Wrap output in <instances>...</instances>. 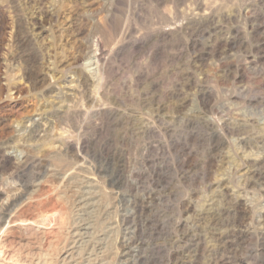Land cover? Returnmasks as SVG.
I'll list each match as a JSON object with an SVG mask.
<instances>
[{
  "label": "rangeland",
  "instance_id": "obj_1",
  "mask_svg": "<svg viewBox=\"0 0 264 264\" xmlns=\"http://www.w3.org/2000/svg\"><path fill=\"white\" fill-rule=\"evenodd\" d=\"M260 173L264 0H0L10 264H264Z\"/></svg>",
  "mask_w": 264,
  "mask_h": 264
},
{
  "label": "bare ground",
  "instance_id": "obj_2",
  "mask_svg": "<svg viewBox=\"0 0 264 264\" xmlns=\"http://www.w3.org/2000/svg\"><path fill=\"white\" fill-rule=\"evenodd\" d=\"M260 178L264 180L262 174L260 175ZM81 202H83V200L78 203ZM31 206V202L29 201L20 205L18 211L19 214H28L27 210H29ZM5 210L8 209L6 208ZM0 216V224L1 222H4L3 227L0 229V264H10L12 262H16L18 254H20L19 256L21 259L28 260V262L31 263L34 257V254L30 251L33 250L32 245L39 241V236L48 234L49 225L56 217L55 213L49 214L43 220L40 219V221L32 222H25V220L20 221L19 219H14L15 221L6 220L7 215L5 213H2ZM124 219H127V217H124ZM18 237L22 238V240H25V243L22 244L20 241L17 242L16 239ZM35 240L36 242L34 243ZM121 248L124 249V247ZM65 259L62 261H65Z\"/></svg>",
  "mask_w": 264,
  "mask_h": 264
}]
</instances>
